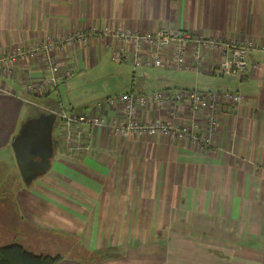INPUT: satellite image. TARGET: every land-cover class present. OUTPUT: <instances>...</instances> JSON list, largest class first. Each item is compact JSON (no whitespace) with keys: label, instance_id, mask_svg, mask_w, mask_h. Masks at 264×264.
<instances>
[{"label":"crops","instance_id":"obj_1","mask_svg":"<svg viewBox=\"0 0 264 264\" xmlns=\"http://www.w3.org/2000/svg\"><path fill=\"white\" fill-rule=\"evenodd\" d=\"M119 24L142 33L168 28L254 40L243 80L219 72V52L203 51L199 75L206 89L193 88L240 91L243 102L238 109L222 107L211 150L163 134L126 138L110 128L85 126L91 148L73 154L62 133L61 149L44 175L27 185L16 160L7 182L0 181L13 193L11 199L0 198V237L13 230L29 250L59 249L69 240L91 251L112 248L120 254L94 263L67 256L56 264H264V0H0V52L52 38L62 67L76 70L113 52L120 41L102 30ZM71 35L89 39L61 41ZM153 68L156 73L142 76L152 79L146 91H136L135 82L127 91L148 98L141 120L172 117L197 122V132L208 133L206 112L193 111L186 102L176 103L178 115L170 106L159 110L153 94L178 87H166V77L158 73L166 69ZM49 76L39 55L13 64L10 72L0 68V153L15 156L11 142L29 105L64 108L60 86H43ZM29 83L41 87L38 94L29 93ZM115 111L107 112L110 120L121 116Z\"/></svg>","mask_w":264,"mask_h":264},{"label":"built area","instance_id":"obj_2","mask_svg":"<svg viewBox=\"0 0 264 264\" xmlns=\"http://www.w3.org/2000/svg\"><path fill=\"white\" fill-rule=\"evenodd\" d=\"M94 32V29L92 30ZM102 32L113 35L120 44L113 50L112 58L115 61L130 62L135 68L143 66L174 68L201 72L204 66L203 51L208 54L219 52L221 60L217 67L219 72L230 77L243 80L249 67L248 53L257 47L254 40L221 39L205 37L202 34L174 32L162 28L154 33H142L119 24L113 29L104 28ZM87 42L89 35L63 38L61 41L72 43L75 39ZM192 47L191 53L188 51ZM58 41L52 38L33 41L24 49H9L0 52V68L2 72H10L13 64L27 61L40 56L50 72V76L42 81L44 87L58 86L62 81L72 77L74 68L62 67L57 55ZM264 47V46H263ZM230 49L227 56L224 52ZM189 53L194 58L190 63ZM29 93H39V85H26ZM153 100L162 111L167 106L173 107L178 115L177 102H186L193 111H205L208 133L197 132L200 125L197 122L181 123L172 117L160 116L153 120L142 121L141 110L147 105L148 98L144 93L123 92L111 95L97 101L85 111H67L64 108L54 107L46 113H55L63 127V144L65 149L73 154L87 153L91 148V136L85 133L84 127L110 128L117 137L129 138L133 135L155 136L167 135L172 139L185 140L193 143L199 150H211L216 143V136L220 128L222 107L230 104L238 109L243 102L240 91L214 90L200 91L193 88H175L156 91ZM116 110L121 116L113 120L108 118L107 112ZM159 111V112H160Z\"/></svg>","mask_w":264,"mask_h":264},{"label":"rangeland","instance_id":"obj_3","mask_svg":"<svg viewBox=\"0 0 264 264\" xmlns=\"http://www.w3.org/2000/svg\"><path fill=\"white\" fill-rule=\"evenodd\" d=\"M157 68L153 67H138L135 68L130 62L115 61L112 58V52L106 51L104 54L99 55L95 61L85 62L83 67L74 70L72 77L62 81L59 84L60 95L62 98L63 107L70 111H85L90 108L94 103L99 100L105 99L111 95L130 91L132 83H136L134 89L136 91H146L144 88L150 87L151 78H142L143 74H154ZM159 69L158 73L165 76L166 87H180V88H205L206 79L199 75L198 72L193 70H178L174 68ZM80 72V73H79ZM210 85V84H209ZM153 86V85H152ZM54 99H59L58 92H55ZM39 110L43 113L54 109L55 105L38 103ZM36 111V110H35ZM31 109L28 114L35 112ZM151 121V120H150ZM54 135L59 136L62 131L60 120H57L54 126ZM61 148L59 147V150ZM17 168L16 158L9 152L0 153V181L2 179L7 182L9 176L12 174V168ZM3 187H8L7 184ZM0 184V198L11 199L13 193L11 189H2ZM5 191V192H4ZM7 234L0 237V246L9 245L12 243L20 242L17 234L13 230H7ZM29 247V245H27ZM57 246H47L43 249V245H36V247H29L34 252H47L52 254H71V250H64V242ZM73 256V254L69 255Z\"/></svg>","mask_w":264,"mask_h":264},{"label":"water","instance_id":"obj_4","mask_svg":"<svg viewBox=\"0 0 264 264\" xmlns=\"http://www.w3.org/2000/svg\"><path fill=\"white\" fill-rule=\"evenodd\" d=\"M57 121L55 113H42L28 118L19 127L11 142L15 157L27 185L44 175L52 165L55 154L53 130Z\"/></svg>","mask_w":264,"mask_h":264},{"label":"trees","instance_id":"obj_5","mask_svg":"<svg viewBox=\"0 0 264 264\" xmlns=\"http://www.w3.org/2000/svg\"><path fill=\"white\" fill-rule=\"evenodd\" d=\"M29 108L36 111L33 114L28 115L24 121L30 117L39 116L43 113L42 110H39L33 105H29ZM63 130L64 129L62 127V131L60 132L59 136H55L53 131L55 151L58 149L61 142L62 133L64 132ZM63 242L65 249L67 247H73L71 249V254H73V256H69L71 254L64 255L61 253L52 254L47 252H34L29 250L23 244L16 242L5 246H0V264H56L67 256L82 262L94 263L105 259L118 257L120 255L115 251L117 249L110 248L91 251L81 243L72 244L69 240H64Z\"/></svg>","mask_w":264,"mask_h":264}]
</instances>
